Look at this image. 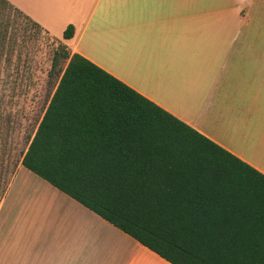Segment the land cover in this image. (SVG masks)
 <instances>
[{"label": "crops", "instance_id": "crops-1", "mask_svg": "<svg viewBox=\"0 0 264 264\" xmlns=\"http://www.w3.org/2000/svg\"><path fill=\"white\" fill-rule=\"evenodd\" d=\"M1 1L264 174V13L237 9L264 0ZM27 85L0 78V264H172L22 164L56 83Z\"/></svg>", "mask_w": 264, "mask_h": 264}, {"label": "trees", "instance_id": "trees-1", "mask_svg": "<svg viewBox=\"0 0 264 264\" xmlns=\"http://www.w3.org/2000/svg\"><path fill=\"white\" fill-rule=\"evenodd\" d=\"M62 47L22 164L172 264H264V174Z\"/></svg>", "mask_w": 264, "mask_h": 264}, {"label": "rangeland", "instance_id": "rangeland-1", "mask_svg": "<svg viewBox=\"0 0 264 264\" xmlns=\"http://www.w3.org/2000/svg\"><path fill=\"white\" fill-rule=\"evenodd\" d=\"M2 2L0 0V78H26L29 95L36 94L45 102L57 81L56 72L52 71V76H50L49 71L54 54L63 50L62 43L55 38H49L36 32L28 20ZM237 9L240 14L264 13V8H258L259 12L255 11L256 8L239 7ZM8 51L12 55L10 60L14 58V54L20 63L26 59L28 63L25 70H23L24 65L20 67L21 64L17 65L21 70L8 68L2 70L4 68L3 60H6ZM60 64L64 65L65 62L61 60ZM9 89L13 94V91L19 88L9 87ZM15 146L21 145L16 144Z\"/></svg>", "mask_w": 264, "mask_h": 264}]
</instances>
